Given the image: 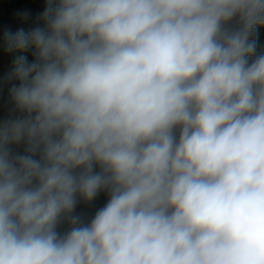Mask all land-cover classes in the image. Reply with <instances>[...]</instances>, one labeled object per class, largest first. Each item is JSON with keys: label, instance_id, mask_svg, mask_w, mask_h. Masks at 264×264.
I'll list each match as a JSON object with an SVG mask.
<instances>
[{"label": "clouds", "instance_id": "1", "mask_svg": "<svg viewBox=\"0 0 264 264\" xmlns=\"http://www.w3.org/2000/svg\"><path fill=\"white\" fill-rule=\"evenodd\" d=\"M262 26L264 0H45L5 27L33 59L0 83V264H264Z\"/></svg>", "mask_w": 264, "mask_h": 264}, {"label": "trees", "instance_id": "2", "mask_svg": "<svg viewBox=\"0 0 264 264\" xmlns=\"http://www.w3.org/2000/svg\"><path fill=\"white\" fill-rule=\"evenodd\" d=\"M45 7V0H0V32L5 27L10 26L13 31L18 28H24L26 31L36 26V20L39 14H41ZM17 11H28L30 13L27 21L21 22L16 17ZM260 50V47L258 46ZM18 55H26L31 61L32 50L27 52H13L5 54L2 47H0V83H2L8 74L12 71L14 64L13 61ZM106 196L101 194L93 205H80L77 208V212H81L86 216H91L94 212L102 207L106 203Z\"/></svg>", "mask_w": 264, "mask_h": 264}, {"label": "rangeland", "instance_id": "3", "mask_svg": "<svg viewBox=\"0 0 264 264\" xmlns=\"http://www.w3.org/2000/svg\"><path fill=\"white\" fill-rule=\"evenodd\" d=\"M258 46L264 51V26L258 28Z\"/></svg>", "mask_w": 264, "mask_h": 264}]
</instances>
